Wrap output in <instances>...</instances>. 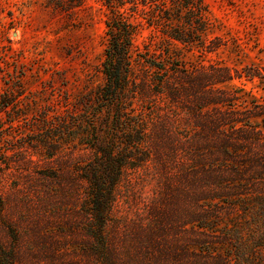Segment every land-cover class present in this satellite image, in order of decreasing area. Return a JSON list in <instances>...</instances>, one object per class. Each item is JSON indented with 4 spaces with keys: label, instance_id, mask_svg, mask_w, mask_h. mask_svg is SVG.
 <instances>
[{
    "label": "trees",
    "instance_id": "16d2710c",
    "mask_svg": "<svg viewBox=\"0 0 264 264\" xmlns=\"http://www.w3.org/2000/svg\"><path fill=\"white\" fill-rule=\"evenodd\" d=\"M124 2L107 0L105 81L77 103L26 120L20 79L0 75V264H264V99L226 86L264 67L137 44V14L203 42L204 0Z\"/></svg>",
    "mask_w": 264,
    "mask_h": 264
},
{
    "label": "rangeland",
    "instance_id": "374dc122",
    "mask_svg": "<svg viewBox=\"0 0 264 264\" xmlns=\"http://www.w3.org/2000/svg\"><path fill=\"white\" fill-rule=\"evenodd\" d=\"M56 1L0 0V75L9 82L1 83L8 87L14 77L20 79L19 106L26 120L42 111H62L66 103H77L105 81L102 62L108 42L107 0H83L79 4L65 0L64 7ZM204 1L208 5V28L202 34L203 42L169 38L137 14L144 22L137 44L143 49L149 43L157 54L168 49L171 56L188 66L219 63L239 69L264 67V0ZM120 6L129 13L126 0ZM214 39L219 46L209 51L206 45ZM232 85L243 86L248 100L251 96L264 99V78L226 83ZM1 115L6 119L4 112ZM24 121L22 118L17 124ZM17 213L27 214L24 209ZM22 218L14 215L16 223ZM2 219L0 211L1 227ZM16 225L24 227L23 223H9L4 229L9 233L5 238L8 243H13Z\"/></svg>",
    "mask_w": 264,
    "mask_h": 264
}]
</instances>
